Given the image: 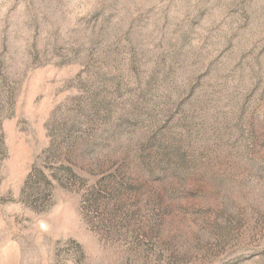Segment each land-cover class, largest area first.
I'll return each mask as SVG.
<instances>
[{"label":"rangeland","instance_id":"374dc122","mask_svg":"<svg viewBox=\"0 0 264 264\" xmlns=\"http://www.w3.org/2000/svg\"><path fill=\"white\" fill-rule=\"evenodd\" d=\"M0 264H264V0H0Z\"/></svg>","mask_w":264,"mask_h":264}]
</instances>
